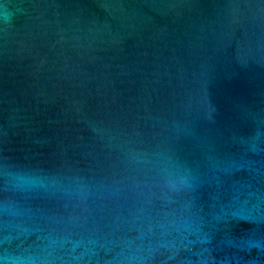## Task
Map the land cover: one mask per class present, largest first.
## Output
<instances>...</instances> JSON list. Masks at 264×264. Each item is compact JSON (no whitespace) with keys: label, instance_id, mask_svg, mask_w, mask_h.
Returning a JSON list of instances; mask_svg holds the SVG:
<instances>
[{"label":"water","instance_id":"water-1","mask_svg":"<svg viewBox=\"0 0 264 264\" xmlns=\"http://www.w3.org/2000/svg\"><path fill=\"white\" fill-rule=\"evenodd\" d=\"M0 264H264V0H0Z\"/></svg>","mask_w":264,"mask_h":264}]
</instances>
